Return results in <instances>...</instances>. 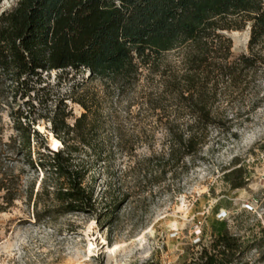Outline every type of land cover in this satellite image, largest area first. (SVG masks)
<instances>
[{"label": "trees", "instance_id": "obj_1", "mask_svg": "<svg viewBox=\"0 0 264 264\" xmlns=\"http://www.w3.org/2000/svg\"><path fill=\"white\" fill-rule=\"evenodd\" d=\"M245 30L251 35L248 52L234 57L226 33ZM53 72L56 87L83 78L59 95L48 81ZM143 78L149 86L146 102L168 134L162 152L154 151L146 161L160 177L176 174L187 160L194 162L210 128L228 129L232 119L225 113L237 98L256 99L244 122L262 107L264 0H18L0 13V100L22 101L12 112L17 136L5 146L43 174L25 197L36 210V222L98 210L88 184L93 164L86 158L102 159V96L79 87L101 81L107 94L122 96ZM68 101L83 108L79 117ZM44 107L47 111H40ZM39 121L51 123L53 148ZM6 151L1 144L0 213L24 197L19 177L3 168ZM239 162L234 160L224 175L233 189L246 185ZM198 245L201 250L189 264H236L242 247L227 230Z\"/></svg>", "mask_w": 264, "mask_h": 264}, {"label": "rangeland", "instance_id": "obj_2", "mask_svg": "<svg viewBox=\"0 0 264 264\" xmlns=\"http://www.w3.org/2000/svg\"><path fill=\"white\" fill-rule=\"evenodd\" d=\"M17 2L0 0V13ZM232 33L226 35L232 38L234 57H239L248 52L251 35L249 30L236 32V37ZM167 59L175 61L174 55ZM57 77L53 72L48 81L59 95L67 94L83 78L63 80L56 87ZM146 82L143 78L137 88L122 96L107 94L101 81L79 87V91L97 90L102 96V159L86 158L93 164L88 184L99 201L98 210L67 214L48 223L36 222V210L25 200L34 182L39 186L42 172L30 168L24 155L5 146H12V138L17 136L12 112L22 101L0 100V146L7 150L2 164L10 175L19 177L24 196L0 213V264H189L201 250L199 241L209 244L223 230L242 246L236 264H264V101L250 114L248 123L244 122L245 111L256 99L253 95L237 98L225 113L232 119L228 129L210 128L206 145L194 162L187 160V167L176 174L160 177L151 172L153 167L146 159L154 151L162 152L168 134L146 102ZM261 82L259 98L264 96V79ZM67 104L75 117L84 111L70 101ZM48 105L52 107L54 101ZM38 125L53 148L51 123L39 121ZM37 143L33 148L36 161ZM236 159L247 179L243 189H233L224 179ZM106 210L109 217L102 215ZM115 246L118 249L110 251Z\"/></svg>", "mask_w": 264, "mask_h": 264}, {"label": "bare ground", "instance_id": "obj_3", "mask_svg": "<svg viewBox=\"0 0 264 264\" xmlns=\"http://www.w3.org/2000/svg\"><path fill=\"white\" fill-rule=\"evenodd\" d=\"M232 35H233V37H236V36H237V33H236V32H233ZM115 247H116V246H115ZM89 248H90V252H92V250L94 249V248H93V244H90V247H89ZM109 249H112V247L109 248ZM117 249H118V247H116L114 250H110V251L115 252Z\"/></svg>", "mask_w": 264, "mask_h": 264}]
</instances>
